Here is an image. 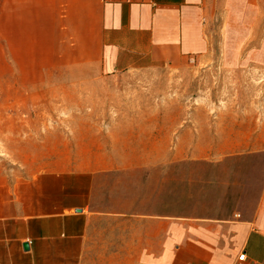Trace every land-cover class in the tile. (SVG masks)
<instances>
[{"label": "crops", "instance_id": "1", "mask_svg": "<svg viewBox=\"0 0 264 264\" xmlns=\"http://www.w3.org/2000/svg\"><path fill=\"white\" fill-rule=\"evenodd\" d=\"M0 54L14 79L26 54L64 60L31 85L87 109L5 122L0 264H264V101L113 112L125 76L229 59L264 81V0H0ZM190 162L212 173L175 178Z\"/></svg>", "mask_w": 264, "mask_h": 264}, {"label": "rangeland", "instance_id": "2", "mask_svg": "<svg viewBox=\"0 0 264 264\" xmlns=\"http://www.w3.org/2000/svg\"><path fill=\"white\" fill-rule=\"evenodd\" d=\"M49 55L26 54L21 61L24 63V70L14 79V75H10L14 65H10L7 54H0V143L4 139L2 132L9 116L37 114L59 115L62 118L85 113L87 110L84 107L69 106L71 101L67 91L31 85L50 77L44 74V70H50L53 62L62 64L64 61L53 60ZM242 61L244 60H239L237 65V74H230L229 59H217L214 71L206 74H202L191 64L181 71L159 70L149 74L125 76L122 84L126 90L121 92V96H124L126 106H115L113 112L119 109V113L128 115L157 113L175 117L235 115L242 112L261 114L264 81L260 74H246V65L241 64ZM205 141L208 144L209 140ZM209 170L210 165L190 162L175 169V178L180 173L194 178L198 172L208 174Z\"/></svg>", "mask_w": 264, "mask_h": 264}, {"label": "built area", "instance_id": "3", "mask_svg": "<svg viewBox=\"0 0 264 264\" xmlns=\"http://www.w3.org/2000/svg\"><path fill=\"white\" fill-rule=\"evenodd\" d=\"M243 258H244V254H240V255L238 256V260H239V261H242Z\"/></svg>", "mask_w": 264, "mask_h": 264}]
</instances>
